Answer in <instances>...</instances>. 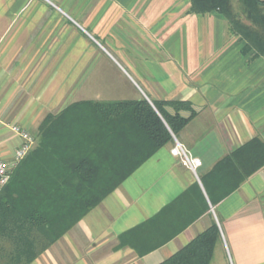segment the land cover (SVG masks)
<instances>
[{
    "label": "crops",
    "instance_id": "obj_1",
    "mask_svg": "<svg viewBox=\"0 0 264 264\" xmlns=\"http://www.w3.org/2000/svg\"><path fill=\"white\" fill-rule=\"evenodd\" d=\"M140 98L187 101L195 113L29 264H158L213 223L210 264H264V166L222 199L202 182L237 147L264 142V52L217 12H191L190 0H0V158L10 174L22 142L12 125L32 150L48 114ZM175 142L201 161L195 172L170 153Z\"/></svg>",
    "mask_w": 264,
    "mask_h": 264
},
{
    "label": "trees",
    "instance_id": "obj_2",
    "mask_svg": "<svg viewBox=\"0 0 264 264\" xmlns=\"http://www.w3.org/2000/svg\"><path fill=\"white\" fill-rule=\"evenodd\" d=\"M190 11L217 12L247 48L264 52V0H190ZM83 106L46 115L38 126L36 145L1 188L0 264H29L37 258L171 142L195 113L181 100L151 104L140 98ZM263 166L264 142L252 138L221 158L202 182L211 200L222 199ZM218 239L213 223L158 264H210Z\"/></svg>",
    "mask_w": 264,
    "mask_h": 264
},
{
    "label": "built area",
    "instance_id": "obj_3",
    "mask_svg": "<svg viewBox=\"0 0 264 264\" xmlns=\"http://www.w3.org/2000/svg\"><path fill=\"white\" fill-rule=\"evenodd\" d=\"M11 130L18 134L22 140L19 148L14 153V161H20L31 149L33 145V138L29 134V132L23 130L20 126L12 125ZM170 153L173 156L179 158L180 162L184 164L186 167L190 168L193 172H195L196 168H198L201 164V161L197 158L190 157L186 151V149L182 146V144L175 142L173 147L170 149ZM10 177L9 164L0 158V186L5 185Z\"/></svg>",
    "mask_w": 264,
    "mask_h": 264
},
{
    "label": "rangeland",
    "instance_id": "obj_4",
    "mask_svg": "<svg viewBox=\"0 0 264 264\" xmlns=\"http://www.w3.org/2000/svg\"><path fill=\"white\" fill-rule=\"evenodd\" d=\"M241 6L240 5H238L237 3L235 4V10L237 11V10H241ZM242 19L244 20V17H242Z\"/></svg>",
    "mask_w": 264,
    "mask_h": 264
}]
</instances>
